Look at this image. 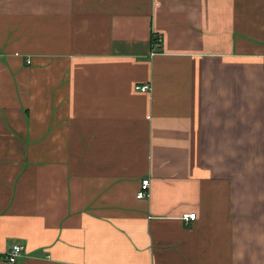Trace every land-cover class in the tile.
I'll use <instances>...</instances> for the list:
<instances>
[{
  "label": "crops",
  "instance_id": "crops-1",
  "mask_svg": "<svg viewBox=\"0 0 264 264\" xmlns=\"http://www.w3.org/2000/svg\"><path fill=\"white\" fill-rule=\"evenodd\" d=\"M251 148L264 0H0V264H264Z\"/></svg>",
  "mask_w": 264,
  "mask_h": 264
},
{
  "label": "built area",
  "instance_id": "built-area-1",
  "mask_svg": "<svg viewBox=\"0 0 264 264\" xmlns=\"http://www.w3.org/2000/svg\"><path fill=\"white\" fill-rule=\"evenodd\" d=\"M158 44H159V39L156 38L154 41V45H158ZM136 89H138L140 92H146L148 91V86H141V87H137ZM148 186H149L148 181L146 179L140 181L139 189L135 194V198L137 200L146 199L148 197ZM181 219L183 220V222L193 221L195 219V214L194 213L183 214L181 216ZM22 256H23V248L20 245L14 244L11 245L8 252L5 254L4 261L7 264H14L16 260Z\"/></svg>",
  "mask_w": 264,
  "mask_h": 264
},
{
  "label": "rangeland",
  "instance_id": "rangeland-1",
  "mask_svg": "<svg viewBox=\"0 0 264 264\" xmlns=\"http://www.w3.org/2000/svg\"><path fill=\"white\" fill-rule=\"evenodd\" d=\"M244 150L246 151L244 154ZM237 153L239 154H243L246 156H252V157H260V156H264V151L263 149H257V148H251V149H237ZM238 167V165H237ZM253 171H256L255 169H257V171H264V165L261 164H252L251 165Z\"/></svg>",
  "mask_w": 264,
  "mask_h": 264
},
{
  "label": "trees",
  "instance_id": "trees-1",
  "mask_svg": "<svg viewBox=\"0 0 264 264\" xmlns=\"http://www.w3.org/2000/svg\"><path fill=\"white\" fill-rule=\"evenodd\" d=\"M154 41H155V40L153 39V44H154Z\"/></svg>",
  "mask_w": 264,
  "mask_h": 264
}]
</instances>
